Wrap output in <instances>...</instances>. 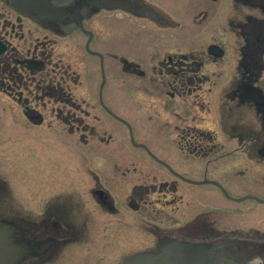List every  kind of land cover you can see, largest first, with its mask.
I'll use <instances>...</instances> for the list:
<instances>
[{
    "label": "flooded vegetation",
    "instance_id": "af4514ba",
    "mask_svg": "<svg viewBox=\"0 0 264 264\" xmlns=\"http://www.w3.org/2000/svg\"><path fill=\"white\" fill-rule=\"evenodd\" d=\"M172 5V0H0V103L20 106V117L36 127L47 120L35 106L41 99L81 107L70 84L76 85L81 73L58 50L61 41L80 40L87 77L94 70L102 77L96 105L112 126L118 128L116 120L127 127L131 143L114 147L117 152L81 149L80 226L72 219L75 204L51 192L35 207V220H25L28 213L9 204L16 194L0 165V219L20 218L17 235L33 246L24 264H67L75 243L89 257L80 264H123L131 254L175 241L202 249L204 264H264V209L248 206L246 200L259 201L247 190L264 185L259 173L248 177L253 167L264 170V0ZM124 19L134 25L131 55L116 50L118 22ZM214 24L222 35L203 51L195 48L201 34L184 37L186 29L208 32ZM155 38L162 47L153 53L149 46ZM106 44L111 49L106 51ZM109 56L133 77L129 85L136 102V77L150 79L145 87L164 94V109L176 119L155 124H168L176 151H156L137 142L131 122L105 98ZM226 57L236 62L230 85L219 66ZM208 62L218 71L203 73ZM252 109L257 124L245 125ZM197 112H213L221 134L198 122ZM241 124L242 129L237 127ZM221 137L228 138L223 143Z\"/></svg>",
    "mask_w": 264,
    "mask_h": 264
},
{
    "label": "rangeland",
    "instance_id": "374dc122",
    "mask_svg": "<svg viewBox=\"0 0 264 264\" xmlns=\"http://www.w3.org/2000/svg\"><path fill=\"white\" fill-rule=\"evenodd\" d=\"M172 2L176 4L172 5L173 7L182 8V6H185L186 0H172ZM177 3L180 4L177 5ZM187 21H184L185 25L190 26ZM117 27H119L121 33L117 46L115 45L116 50L124 55H131L133 53L131 45L134 29L131 19L119 20ZM104 29L107 32L108 26H104ZM210 31L204 32L201 27L197 30L189 28L185 30L184 37L187 39L191 38L193 34H201L197 37L199 40L195 48L203 51L214 36L219 37L222 35L220 28L215 24L212 25ZM140 35L145 38L143 31ZM108 39L107 43L111 45V38ZM184 42L186 43V41ZM59 43L58 50L65 53V61L71 62L75 72L81 73V75L76 76H79L78 83L73 85L70 82V84L74 97L82 103V106L49 100L48 98L41 99L35 106L47 116V120L44 125L36 127L21 118L20 106L8 107L7 104L0 103V165L5 168L4 171L9 180V185H11L9 189L12 187L11 193L14 190L13 192L16 194V197L13 195L14 198L10 194L9 199L12 198L13 200L10 199L9 204L14 206L19 204V208L28 213L25 220L30 222L35 220L33 218L35 207L39 205L45 194L51 192L57 198H67L75 204L76 210L73 208L74 216L72 219L75 225L80 226L81 217L77 208H80L79 205H81L80 202L84 196L81 149L87 148L89 151H95L96 147H101L117 152L118 149L114 147L129 146L131 143L128 140L129 135L126 133L128 131L127 127L114 119L115 126L122 131L112 126L106 117L105 111L96 105L95 99L100 97L99 88L102 77L100 71L96 72L95 70L91 71V74L87 77L86 62H84L81 55L83 48L81 41L77 40L75 43L61 41ZM161 45L160 39L155 38L151 41L149 47L154 53L156 49L162 47ZM111 47L106 44L104 49L107 51ZM145 60L141 61L145 66L152 65V62L147 63ZM207 65L205 70L202 71L203 73L211 75L213 70L218 71L219 69L216 64L208 62ZM235 65V59L231 57H226L220 62L219 66L224 67L223 78L227 85L233 82ZM107 66L103 95L110 100L123 119L131 122L136 141L143 142L156 151H176L175 145L168 137V124L160 122L155 124L156 121H162V119H168L169 121H175L176 119L172 110L167 112L164 109V94L154 89V87H145L146 82H149L150 79L136 77L135 90L139 101L136 102L135 92L133 89L131 90L129 85L131 78H133L131 74L124 71L122 64L117 63L116 58L111 56L107 59ZM89 68L88 66L87 69ZM149 76L153 77L154 72L153 74L149 73ZM235 103L236 101H233L231 104L235 105ZM232 113L233 118L235 112ZM197 114L196 120L198 122L203 121V124L205 123V125L221 134L219 126L213 123L216 121L213 112L210 114L197 112ZM148 119L152 120L151 122L155 125L148 122ZM255 119V110L252 109L250 114H247V121L244 124L256 125ZM233 122L234 120H232ZM196 123L195 121L190 122L189 125L193 126ZM237 127L242 129L243 124ZM172 129V131H175L174 128ZM170 137L172 140L177 139L173 134ZM226 138L228 137H221L220 139L224 143L227 140ZM248 142L250 143V139H248ZM119 155L121 156V154ZM253 157L257 161L256 157L258 156L254 155ZM257 173L260 174V179L264 184V170L258 167L249 169L248 177H254ZM258 188L261 190H254L255 187H253V189L249 188L247 191L264 199V185ZM246 200L248 206L264 209V202L255 199ZM11 208L14 209V207ZM8 219L17 222L20 218L11 217ZM31 227L35 228V226ZM125 233L119 232V236ZM84 250L85 247L81 243H75L72 248L68 249L72 255L66 256L65 260L68 262L66 263L80 264L85 262L89 257L83 255ZM90 259H93V257H90Z\"/></svg>",
    "mask_w": 264,
    "mask_h": 264
},
{
    "label": "water",
    "instance_id": "95a60500",
    "mask_svg": "<svg viewBox=\"0 0 264 264\" xmlns=\"http://www.w3.org/2000/svg\"><path fill=\"white\" fill-rule=\"evenodd\" d=\"M126 8L127 5H125ZM220 48L216 49L219 54ZM16 222L0 219V264H23L32 244L18 237ZM204 251L175 241L128 256L123 264H204Z\"/></svg>",
    "mask_w": 264,
    "mask_h": 264
}]
</instances>
